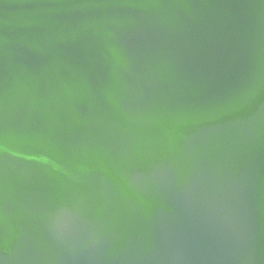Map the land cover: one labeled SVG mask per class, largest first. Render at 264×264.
<instances>
[{"label":"water","instance_id":"obj_1","mask_svg":"<svg viewBox=\"0 0 264 264\" xmlns=\"http://www.w3.org/2000/svg\"><path fill=\"white\" fill-rule=\"evenodd\" d=\"M0 264H264V0H0Z\"/></svg>","mask_w":264,"mask_h":264}]
</instances>
